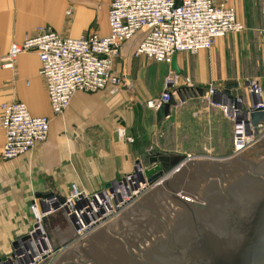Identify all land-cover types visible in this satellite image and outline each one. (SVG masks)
Masks as SVG:
<instances>
[{
    "label": "crops",
    "instance_id": "crops-1",
    "mask_svg": "<svg viewBox=\"0 0 264 264\" xmlns=\"http://www.w3.org/2000/svg\"><path fill=\"white\" fill-rule=\"evenodd\" d=\"M98 1L0 0V56L8 52L13 42H23L42 25H50L64 36L78 37L91 31L107 35L111 0L107 25L85 31L97 19L96 14H85L86 5ZM227 2L237 12L239 1ZM69 8L73 10L71 16L66 14ZM238 18L245 24L239 13ZM235 35L238 34L218 39L210 50L177 54L181 69L180 88L210 85L217 94L212 96L205 89L203 95L189 94L184 100L176 99L174 120L166 117L161 122L157 121L156 108L149 107L148 103L161 97L171 67L134 55L141 34L123 45L115 65L116 73L128 74L130 84L116 94L109 89L96 93L79 91L61 116L52 113L36 52L21 54L14 70L0 67V104L19 100L27 105L33 116L51 117L45 142L13 160L0 159V258L28 232L33 221L30 205L40 195H68L72 184L88 192L98 191L132 171L135 163L150 153L185 156L206 150L207 154L196 155L197 160L212 161H226L238 156L232 154L233 122L215 104L218 95L224 94L222 90L228 81L233 80V84L238 85L233 90L234 94L239 93L241 78L246 76L249 59L240 57L238 49L240 43L244 46L248 43L245 39L249 37ZM136 60L142 65H135ZM154 64H160L165 70L152 74L148 67ZM186 77L190 78V85L186 83ZM263 80L259 79L261 85ZM157 81L159 88L153 89ZM244 98L247 106L253 104L250 91ZM121 127L134 138L133 143L119 137ZM4 144L5 134L0 128V156ZM48 221L54 246L64 247L47 263L54 264L64 251L83 238H76L74 227L61 214L51 216Z\"/></svg>",
    "mask_w": 264,
    "mask_h": 264
},
{
    "label": "built area",
    "instance_id": "built-area-1",
    "mask_svg": "<svg viewBox=\"0 0 264 264\" xmlns=\"http://www.w3.org/2000/svg\"><path fill=\"white\" fill-rule=\"evenodd\" d=\"M72 8L66 14L71 16ZM261 34L264 37V6L262 8ZM109 33L96 31L78 37L64 36L50 25L39 26L36 33L23 42H13L8 52L0 56V67L14 70L18 57L26 52L38 54L40 73L45 80L51 110L61 116L79 92L96 93L109 89L116 94L129 85L128 74L115 72V65L125 43L141 34L134 55L171 65L175 55L182 52L197 53L210 50L217 40L229 34L246 30L236 9L227 0H111L108 11ZM190 85V78H185ZM181 73L170 70L165 78V90L159 103L171 97L181 100ZM253 104L247 106L244 96L234 99L226 94L215 101L224 115L233 122V155L247 150L264 137V123H259L255 135L250 111L263 108L264 91L259 80L248 82ZM212 96L217 91L208 89ZM155 100L148 105L157 108ZM214 102V100H212ZM0 128L4 130L5 144L0 159L9 161L31 152L37 144L45 142L50 132L51 117L33 116L27 105L19 100L0 104ZM118 135L129 143L134 138L123 127ZM198 156L188 154L183 162L174 166L166 175L171 176L187 162ZM145 166L137 161L132 171L116 178L109 187L88 192L72 184L68 195L50 194L34 198L30 205L32 225L26 235L19 238L17 247L4 257L0 264H40L60 252L63 246H54L49 218L61 214L70 222L76 238L82 239L100 228L162 182V177L150 181Z\"/></svg>",
    "mask_w": 264,
    "mask_h": 264
},
{
    "label": "water",
    "instance_id": "water-1",
    "mask_svg": "<svg viewBox=\"0 0 264 264\" xmlns=\"http://www.w3.org/2000/svg\"><path fill=\"white\" fill-rule=\"evenodd\" d=\"M170 67L181 73L177 55ZM210 87H185L188 94L181 100L189 94L203 95ZM232 88L229 83L222 93L234 99ZM154 102L158 122L166 117L174 120L175 97ZM250 119L258 135V125L264 123L263 108L251 110ZM185 158L150 155L146 174L150 181L164 177ZM162 223L165 228L159 229ZM28 238L25 235L22 240ZM54 264H264V138L226 161L187 162L64 251Z\"/></svg>",
    "mask_w": 264,
    "mask_h": 264
},
{
    "label": "rangeland",
    "instance_id": "rangeland-1",
    "mask_svg": "<svg viewBox=\"0 0 264 264\" xmlns=\"http://www.w3.org/2000/svg\"><path fill=\"white\" fill-rule=\"evenodd\" d=\"M240 5L237 9V14L239 13L242 15L243 21L245 22L246 30L241 34L235 35L241 37L248 35L249 38H246L245 40L248 41V43L244 46L242 43H240L239 49H238V55L240 57L247 56L248 57V65L245 68L246 69V76L245 78H241V88L238 91L239 93L234 94V88L238 87V85L233 84V80L228 81L224 87L232 83L233 88L232 94L235 96H247L249 93L248 82L253 79H264V37L261 34V11L264 6V0H238ZM72 5V4H71ZM109 0H99L96 3L86 5L88 10L85 12V14H96L97 19H94L93 21L86 29L85 31H90L92 28H96L97 26H100L101 24L107 25V10H108ZM93 7V8H92ZM236 7V6H235ZM92 8V9H91ZM70 9V8H69ZM90 10V11H89ZM93 13H92V11ZM86 21V19H84ZM227 40H229V37H227ZM244 40V41H245ZM242 42V41H241ZM222 50V48H220ZM220 56V53H219ZM237 57V55H236ZM213 62V60H211ZM123 62V61H122ZM215 62V61H214ZM135 65H142L139 63V60L135 61ZM167 67V66H166ZM148 69L152 72V74L159 73L162 70H165V67L160 66V64H154L152 66H149ZM130 87L128 86V89ZM158 89V81L153 84V89ZM262 88L264 91V80L262 84ZM129 91H132V89H129ZM188 93H183L182 95H187ZM235 96V97H236ZM182 96H180V99ZM259 133V129H258ZM208 152L204 150L202 153H193L192 156L196 155H205ZM155 153L148 154L153 155ZM232 154H233V131H232ZM148 156V157H149ZM187 157V155H185ZM145 156L143 159H140V161L145 165L148 166V157ZM184 161V160H183ZM181 161V162H183ZM171 171V170H170ZM169 171V172H170ZM168 172V173H169ZM167 175V174H166ZM169 177V176H168ZM167 176L162 177V180L165 178H168ZM160 180V178H158ZM163 182V181H162ZM30 229V228H29ZM29 231V230H28Z\"/></svg>",
    "mask_w": 264,
    "mask_h": 264
},
{
    "label": "flooded vegetation",
    "instance_id": "flooded-vegetation-1",
    "mask_svg": "<svg viewBox=\"0 0 264 264\" xmlns=\"http://www.w3.org/2000/svg\"><path fill=\"white\" fill-rule=\"evenodd\" d=\"M164 212L162 211V214H163ZM161 223V222H160ZM163 224V223H162ZM165 228V225L163 224V226H160L159 227V229H164Z\"/></svg>",
    "mask_w": 264,
    "mask_h": 264
},
{
    "label": "bare ground",
    "instance_id": "bare-ground-1",
    "mask_svg": "<svg viewBox=\"0 0 264 264\" xmlns=\"http://www.w3.org/2000/svg\"><path fill=\"white\" fill-rule=\"evenodd\" d=\"M163 181V180H162Z\"/></svg>",
    "mask_w": 264,
    "mask_h": 264
}]
</instances>
